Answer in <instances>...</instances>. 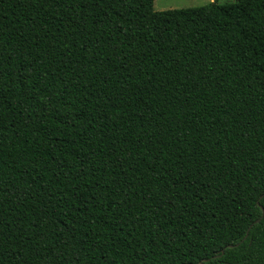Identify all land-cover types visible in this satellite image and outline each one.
I'll use <instances>...</instances> for the list:
<instances>
[{"label":"trees","instance_id":"16d2710c","mask_svg":"<svg viewBox=\"0 0 264 264\" xmlns=\"http://www.w3.org/2000/svg\"><path fill=\"white\" fill-rule=\"evenodd\" d=\"M153 2L0 0V264H264V0Z\"/></svg>","mask_w":264,"mask_h":264},{"label":"rangeland","instance_id":"374dc122","mask_svg":"<svg viewBox=\"0 0 264 264\" xmlns=\"http://www.w3.org/2000/svg\"><path fill=\"white\" fill-rule=\"evenodd\" d=\"M161 1V0H156V2ZM168 3L172 2L170 4H179L180 8L181 7H191V6H198V5H203L209 2H212L214 0H167ZM219 3H229L233 2L235 0H217ZM185 4V5H184Z\"/></svg>","mask_w":264,"mask_h":264},{"label":"crops","instance_id":"0c3cea01","mask_svg":"<svg viewBox=\"0 0 264 264\" xmlns=\"http://www.w3.org/2000/svg\"><path fill=\"white\" fill-rule=\"evenodd\" d=\"M172 2H169L167 0H161L156 2V0H154L153 2V8L156 11H162V10H167V9H172V8H180L179 4H170ZM185 5V4H184Z\"/></svg>","mask_w":264,"mask_h":264},{"label":"water","instance_id":"95a60500","mask_svg":"<svg viewBox=\"0 0 264 264\" xmlns=\"http://www.w3.org/2000/svg\"><path fill=\"white\" fill-rule=\"evenodd\" d=\"M260 197H262V195H261ZM261 208H262V207H261ZM262 215H263V209H262ZM262 215H261V217H262ZM261 217H260V218H261ZM260 218H257V219H256V220H255V221H254V222H253V223L247 228L246 233H245V235H244V237L242 238L241 241H243L244 239H246L250 227H251L254 223L259 222V221H260ZM237 245H238V244H228V245H226L225 247H233V246H237ZM223 252H224V248L221 249L220 253H217V254L211 256V258H217V257L221 256V255L223 254ZM209 259H210V258H204V259H202V260L200 261V264H204V262L208 261Z\"/></svg>","mask_w":264,"mask_h":264}]
</instances>
